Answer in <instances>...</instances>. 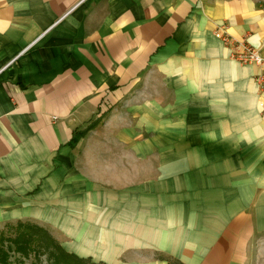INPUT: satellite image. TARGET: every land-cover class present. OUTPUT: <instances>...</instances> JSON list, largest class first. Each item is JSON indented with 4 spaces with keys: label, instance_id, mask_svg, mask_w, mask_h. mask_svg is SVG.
Masks as SVG:
<instances>
[{
    "label": "crops",
    "instance_id": "obj_1",
    "mask_svg": "<svg viewBox=\"0 0 264 264\" xmlns=\"http://www.w3.org/2000/svg\"><path fill=\"white\" fill-rule=\"evenodd\" d=\"M264 0H0V230L98 264H264Z\"/></svg>",
    "mask_w": 264,
    "mask_h": 264
},
{
    "label": "rangeland",
    "instance_id": "obj_2",
    "mask_svg": "<svg viewBox=\"0 0 264 264\" xmlns=\"http://www.w3.org/2000/svg\"><path fill=\"white\" fill-rule=\"evenodd\" d=\"M23 224L29 225V223ZM15 225L8 224L0 230V264H88L87 262H90L88 259H79L65 253L47 231L37 228L31 230L36 233L37 240L29 242V247L20 246V251L17 248L21 239H17L13 232Z\"/></svg>",
    "mask_w": 264,
    "mask_h": 264
},
{
    "label": "built area",
    "instance_id": "obj_3",
    "mask_svg": "<svg viewBox=\"0 0 264 264\" xmlns=\"http://www.w3.org/2000/svg\"><path fill=\"white\" fill-rule=\"evenodd\" d=\"M214 35L220 38L224 43L233 45L236 50L231 56L241 63L253 64L257 68L255 82L258 87L257 107L261 113H264V50L247 44L245 41H233L221 29H216ZM2 69H0L1 71Z\"/></svg>",
    "mask_w": 264,
    "mask_h": 264
},
{
    "label": "trees",
    "instance_id": "obj_4",
    "mask_svg": "<svg viewBox=\"0 0 264 264\" xmlns=\"http://www.w3.org/2000/svg\"><path fill=\"white\" fill-rule=\"evenodd\" d=\"M22 225L25 226V228ZM15 226L16 227H13V228H15L13 230V232L15 234V237L17 239H21V241L19 242V245H18L19 248H17L18 250H20V246L29 247L30 246L29 242H34V241L37 240L36 233H34V232L31 231L33 228H35V229L37 228V229L43 230V229H41L38 226H33V225H30V224L29 225L28 224L27 225H24L23 223H16ZM87 263L88 264H95L93 262H87Z\"/></svg>",
    "mask_w": 264,
    "mask_h": 264
}]
</instances>
